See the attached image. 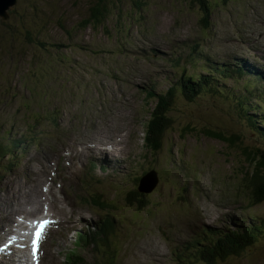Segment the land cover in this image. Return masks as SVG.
I'll list each match as a JSON object with an SVG mask.
<instances>
[{"label":"rangeland","instance_id":"1","mask_svg":"<svg viewBox=\"0 0 264 264\" xmlns=\"http://www.w3.org/2000/svg\"><path fill=\"white\" fill-rule=\"evenodd\" d=\"M96 1L17 0L9 18H0V124L13 137L36 135L34 142L21 144L14 152V167H7L5 156L0 157V241L13 222L23 190L39 185L33 173L42 176L50 170L45 155L52 148L73 150L95 137L108 135L115 140L121 132L126 141L132 128L139 138L145 128L142 121L148 120L156 104L153 98L145 102L144 88L153 84L164 92L183 70L199 71L208 62L224 67L231 57L240 59L244 68L240 74L214 73L217 82L231 88L215 101L202 95L187 105L175 98L169 111L174 124L159 152L139 149V140L135 141L150 165L138 164L134 182L150 169L158 174L157 187L146 195V209L126 202L134 184L129 178L134 165L128 175L119 174L117 166L108 171L116 182L88 183L89 192L114 204L108 207L94 203L77 207L73 199L77 171L71 168L59 174H67L59 188L63 204L53 201L51 207L62 217L63 229L80 225L77 217L82 214L101 218L110 213L118 228L113 264H174L169 242L187 238L194 226L224 223L233 228L248 216H264V201L248 204L238 170V148L201 132L235 131L246 144L264 148V139L243 119L238 104L248 98L260 110L252 111L257 119L264 118V80H254L249 73L250 67L264 73V0H205L200 7L195 0H141L138 7L135 0H105L104 23H85ZM202 17L210 22L206 28ZM192 55L194 66L189 63ZM186 127L190 133L183 135ZM116 148L115 156H105L124 168L125 145L120 142ZM34 194L33 188L29 196ZM22 202L26 204V199ZM52 242L46 243L48 249ZM239 247L227 257L215 256L211 261L192 257L187 264H264V230ZM77 250L88 262L107 260L98 250L83 245ZM43 264H51L50 252Z\"/></svg>","mask_w":264,"mask_h":264},{"label":"trees","instance_id":"2","mask_svg":"<svg viewBox=\"0 0 264 264\" xmlns=\"http://www.w3.org/2000/svg\"><path fill=\"white\" fill-rule=\"evenodd\" d=\"M195 1L198 6L200 3L204 5L205 2V0ZM222 2H225V0H222ZM140 3L142 4L141 0L134 1L136 7H138ZM107 7L108 5L105 3V0H97L96 3L90 7L85 23L92 22L95 25L104 23L107 17ZM204 7V11H207V6ZM200 22L201 24H205L208 22V18L202 17ZM41 45H43V43ZM245 89H247V87H245ZM228 90H231L228 85L224 83L220 84L217 82L216 77H212L210 74L203 73L202 71L193 76L180 75L168 90L155 94L157 103L154 106V114L150 118L148 124L150 135L148 138L149 140H146L148 149H151L153 153L162 149L163 146L161 145L165 133L174 124L173 117L169 115V111L176 97L179 98L182 103L188 105L202 95L215 101L218 95H222ZM240 91L244 92L243 89H240ZM238 104L240 105L239 108L243 119L252 130L258 132L264 139V128L257 124H264V118L259 120L252 112H260L258 106L253 104L248 98L239 99ZM201 132L207 138H217L236 150L238 148L237 151L240 154L238 170L241 173L242 184L249 190V197L247 196V198L252 204L262 203V201H264V148L258 144L253 146L246 144L243 136L235 131H224L223 135L216 130L209 129H204ZM189 133V128L186 127L182 129L183 135ZM151 143H157V145L154 146ZM147 200V196H139L136 191L128 193V202L131 204L142 205L147 202ZM262 230H264V216L261 219L251 221L236 229L223 230L218 238L209 243H202L198 236H190L188 240L183 241L180 245L175 247L173 253L177 264H187V261L192 257H195L194 259L199 261H211L215 256L216 258L222 256L227 257L231 253L238 252L240 245L245 246L256 240L257 235L260 234ZM236 245L237 247H235ZM233 250L235 251L232 252Z\"/></svg>","mask_w":264,"mask_h":264},{"label":"snow or ice","instance_id":"3","mask_svg":"<svg viewBox=\"0 0 264 264\" xmlns=\"http://www.w3.org/2000/svg\"><path fill=\"white\" fill-rule=\"evenodd\" d=\"M48 223V221H43L40 223V225L38 226L35 234H34V239L32 240V255H33V259L36 258V252H37V247H38V242L42 237V232L43 229L45 227V225ZM0 251H3L2 248H0Z\"/></svg>","mask_w":264,"mask_h":264},{"label":"water","instance_id":"4","mask_svg":"<svg viewBox=\"0 0 264 264\" xmlns=\"http://www.w3.org/2000/svg\"><path fill=\"white\" fill-rule=\"evenodd\" d=\"M16 3L17 0H0V18L7 20L9 18V9Z\"/></svg>","mask_w":264,"mask_h":264},{"label":"bare ground","instance_id":"5","mask_svg":"<svg viewBox=\"0 0 264 264\" xmlns=\"http://www.w3.org/2000/svg\"><path fill=\"white\" fill-rule=\"evenodd\" d=\"M194 45V44H193ZM117 144H119V143H117V142H113V145H114V147L111 149V151H101V153H103V154H109V155H111V156H115L114 155V151H116L117 150V148H116V145ZM115 148H116V150H115ZM10 181V180H9ZM13 183V182H12ZM18 183V182H17ZM8 184V183H7ZM6 184V185H7ZM16 184V183H15ZM9 186H10V184H9ZM12 189V188H11ZM21 189V188H20ZM31 194V189L27 192V194L26 195H24V197L22 198V201H24L25 200V196H29ZM4 197V196H3ZM15 201V200H14ZM22 201H18L17 203H15L16 204V206H17V209H18V211H24V209H25V203H23ZM14 206V205H13ZM15 208V207H14ZM13 210V209H12ZM9 211V210H8ZM40 210H38V212H39ZM11 213H13V212H11ZM10 217V216H9ZM3 220V219H2ZM2 234V233H1ZM2 238V237H1ZM1 242V241H0Z\"/></svg>","mask_w":264,"mask_h":264}]
</instances>
